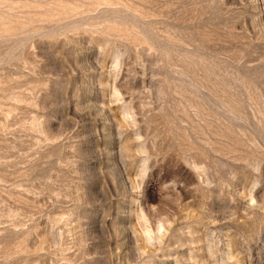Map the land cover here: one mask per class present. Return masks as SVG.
Instances as JSON below:
<instances>
[{
  "label": "rangeland",
  "instance_id": "1",
  "mask_svg": "<svg viewBox=\"0 0 264 264\" xmlns=\"http://www.w3.org/2000/svg\"><path fill=\"white\" fill-rule=\"evenodd\" d=\"M0 264H264V0H0Z\"/></svg>",
  "mask_w": 264,
  "mask_h": 264
}]
</instances>
